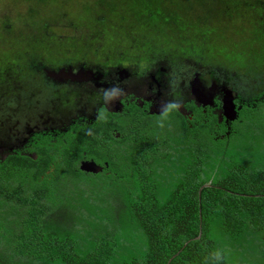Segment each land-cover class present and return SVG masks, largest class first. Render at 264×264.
I'll return each mask as SVG.
<instances>
[{"label": "trees", "instance_id": "trees-1", "mask_svg": "<svg viewBox=\"0 0 264 264\" xmlns=\"http://www.w3.org/2000/svg\"><path fill=\"white\" fill-rule=\"evenodd\" d=\"M40 1L49 7L52 0ZM126 4L94 0L80 8L96 24L111 18L146 37L171 24L158 10H124ZM30 7L21 26L31 25L26 37L35 40L52 31L56 8ZM186 25L195 28L191 21ZM42 37L46 49L53 41ZM15 49L9 57L22 52L20 44ZM241 91L247 101L229 129L208 114L188 121L172 113L164 128L153 117L143 122L152 126L148 133L137 132L134 114L114 126L121 135L116 139L104 117L103 133L96 130L101 125L92 124V136L75 125L70 138L58 133L51 146L47 137L33 145L36 160L1 164L0 264H206L218 248L230 250L226 264H264V89L250 96ZM83 153L103 171H81L77 159ZM52 162L58 174L40 179Z\"/></svg>", "mask_w": 264, "mask_h": 264}, {"label": "flooded vegetation", "instance_id": "flooded-vegetation-1", "mask_svg": "<svg viewBox=\"0 0 264 264\" xmlns=\"http://www.w3.org/2000/svg\"><path fill=\"white\" fill-rule=\"evenodd\" d=\"M99 28L102 30V37L109 36V39L99 43L105 48H94L95 55L90 54L94 55L93 59H90L89 54H86L87 57L83 54L74 57L72 55L76 54L71 51L73 49H68V53L72 55L62 51L64 57L56 59L60 51L53 52L52 46L58 44L49 45L38 56L30 53V59L26 57L28 52H21L16 58L10 57L11 60L3 59L5 56L0 57V165L4 164L3 167H6L13 159L36 160L37 152L33 145L47 137L51 146L58 133L69 134L70 138L75 125L79 131L96 129L94 126L101 125L102 129L96 130L103 133L104 127L100 121L104 120V117H107L104 123L112 128L111 135L117 139L121 135L114 126H121L122 120L136 114L139 122L138 132L148 125L144 124V121L150 123L153 117L160 118L163 106L171 100H179L180 106L174 113L181 118L188 117V121H199L200 116L208 114L215 116L218 123L227 129L238 121L239 110L246 104L247 96L244 97L245 93L241 91L243 88L238 83L236 74L229 73L228 78L222 77L225 71L229 72L232 68L202 65L195 56V50L198 51L195 46H191L188 51L173 47L174 50L171 51L172 47L164 43L165 49L162 47V52L159 50L150 53L145 48L148 43H131L123 40V34L105 33L103 24L101 27L96 25L93 31ZM157 37L159 39V35ZM154 40L150 38L149 42ZM166 40L167 44H170V39ZM86 45L92 44L90 42ZM27 59L32 60L31 64ZM236 60L240 63L239 57ZM38 62L41 63L40 67L36 65ZM196 81H199V84L195 83ZM113 86H118L122 94L106 103L103 90ZM226 90H231L233 94L236 112L234 120L226 119L222 112L221 101ZM238 91L243 94L240 99ZM21 97L29 106L24 112L12 108ZM237 98L240 101L236 103ZM52 100H59L57 111L55 112L54 108L51 113L42 111L43 116L40 107H52ZM78 103H88L90 115L76 111L75 116L70 117L68 123L62 127L49 124L73 107L78 110ZM35 104L36 107L32 106ZM83 154L77 159L78 167L82 162L89 161L102 165L93 157ZM54 164L52 162L43 174L39 175L40 179L58 174L54 173ZM103 165L106 167L107 163L104 162ZM101 167L103 171V166ZM21 168L36 171V167Z\"/></svg>", "mask_w": 264, "mask_h": 264}, {"label": "rangeland", "instance_id": "rangeland-1", "mask_svg": "<svg viewBox=\"0 0 264 264\" xmlns=\"http://www.w3.org/2000/svg\"><path fill=\"white\" fill-rule=\"evenodd\" d=\"M84 1L91 2L94 0H52L49 7L40 0H0V32H3L1 28L4 31L6 28L8 29V32H3L6 35H0V49L2 50L0 51V57L5 56L6 58L3 59L11 60L9 56H14L17 53L15 45L17 46L18 44H20L23 53L28 52L26 53L28 59H30V53L38 56L39 53L44 51L42 47L44 45V37L42 36L46 35L48 39L53 41L49 44L50 46L58 44L52 46L53 52L60 51V55H57L56 59L60 60L64 57L62 51L68 53V49H73L71 51L76 55H72L71 53L67 55L76 57L83 54L84 57H87L88 55L86 56V54H89L90 59H93L95 49L100 50L102 47L105 48V46H101L99 43L109 39V36L102 37L97 31H93L92 27L96 25L101 27V24H103V31L105 33L111 32L117 34L120 32L119 34H123L122 38L124 41L148 43L149 45L145 46V48L150 53H155L159 50L162 52L164 43L172 47L171 51L174 50L173 47L188 51L191 46H195L198 49V51L195 50V56L202 65L221 68L228 66L232 68L229 72L225 71L222 77L228 78L230 76L229 73H232V75L236 74L239 79L238 83H240L244 91H250L249 96L264 89V64H262V56L264 54V0H220L217 2L215 0H143V3L138 4H134L135 0H125L127 4L124 10L128 9L129 5L137 6L147 14L155 13L158 10L169 17L168 23L171 24H167L165 27L162 25L163 28H160L153 36L149 37H143L137 27L124 28V30L122 27H118L111 18H109L110 23H94L89 14H84L86 9L82 11L81 9L83 8H80L84 5ZM211 3L215 7L217 6V10L214 6L210 5ZM31 5L36 7V10L37 7H40V9L46 8L47 10H51L53 6L56 8L50 14L53 19H56L52 31H49L48 35L39 34L41 36L36 37L37 39L35 40H31V36L29 37L30 40L26 37L33 27L31 25L21 26L25 12L27 15L28 11L31 10ZM223 6H227L224 9L225 11L222 14L217 13L216 11L220 12L219 10L223 9ZM260 7L261 9H259ZM77 8L80 9V14L75 11ZM65 11L66 13L64 14ZM130 11H132V14L135 12L133 9ZM254 11L261 13L263 19L256 15ZM113 14L114 10L108 13V15ZM178 14L182 16L179 18ZM93 16H97V13H94ZM143 16L142 14L139 17ZM190 21L195 23L194 30H189L186 25ZM128 25L130 24L128 23ZM150 28H153V26ZM126 30H131V32L126 33ZM22 33L23 39L20 37ZM150 38H154L155 40L149 42ZM166 39H170V44H167ZM17 40L18 42L15 43ZM90 42L92 45L87 46L86 44ZM91 53H94L92 55L93 58L90 56ZM237 57H239L240 63L236 60ZM31 61L28 60L29 63ZM36 65L40 67L41 63L38 62ZM258 65L262 66L256 69ZM16 91L18 92L19 90L16 89ZM52 103V107L40 104V106L42 105L40 113L42 115V111L51 113L53 108L56 112L59 100H52ZM2 105L1 107H3ZM32 106L36 107L37 104ZM89 106L88 103L84 105L78 103L76 104L78 110H75L73 107L68 112H64L62 116L60 115L58 120H54L49 124H52L54 127H62L77 112L88 115L91 112ZM27 107L29 106L24 103L23 97L12 105L14 110L17 109L20 112L26 111L27 109L25 108ZM48 126L45 125V127ZM144 128L141 131L148 133L152 126L147 125Z\"/></svg>", "mask_w": 264, "mask_h": 264}, {"label": "clouds", "instance_id": "clouds-1", "mask_svg": "<svg viewBox=\"0 0 264 264\" xmlns=\"http://www.w3.org/2000/svg\"><path fill=\"white\" fill-rule=\"evenodd\" d=\"M122 94V90L118 86H113L103 90V98L105 102H110ZM180 106L179 100H171L163 106V111L157 125L164 128L166 122L169 120L172 113L178 110ZM87 135H94L93 131L89 129ZM230 250L227 248H218L208 253L206 264H226L229 259Z\"/></svg>", "mask_w": 264, "mask_h": 264}, {"label": "water", "instance_id": "water-1", "mask_svg": "<svg viewBox=\"0 0 264 264\" xmlns=\"http://www.w3.org/2000/svg\"><path fill=\"white\" fill-rule=\"evenodd\" d=\"M195 83L199 84V81H196ZM221 104H222L221 107L223 109L222 112L224 113L226 119L234 120L236 112H235V104L233 102V94L231 90L225 91V95L221 101ZM79 169L85 173H91V174H97L102 171V167L92 161L82 162ZM204 187H211V184L208 183L203 185L199 189V193ZM199 237L200 235L196 236L194 239H199ZM167 264H169V262Z\"/></svg>", "mask_w": 264, "mask_h": 264}]
</instances>
